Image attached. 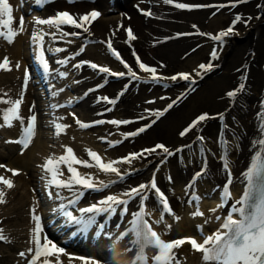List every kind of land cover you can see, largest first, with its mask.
I'll list each match as a JSON object with an SVG mask.
<instances>
[{"label":"bare ground","instance_id":"bare-ground-1","mask_svg":"<svg viewBox=\"0 0 264 264\" xmlns=\"http://www.w3.org/2000/svg\"><path fill=\"white\" fill-rule=\"evenodd\" d=\"M128 1L123 0L120 5L115 4L113 6V8L119 9L116 15H109L108 0H93L92 3H85L82 0H75L74 3H68L67 0L63 2L53 0V2L41 7L44 12L43 19L63 11L79 16L95 10L104 15V17L91 24L89 33H83L80 29L64 26V31L81 33L77 40L71 37L61 39L59 34L53 40L50 35H45L47 36L44 40L45 56L47 54L51 55L49 61L69 58L68 53H70L71 49L80 48V45L89 43V46L85 47L86 49L84 48V52L77 57L80 62L78 60L75 62H92L99 66L108 67L113 72L127 73V69L107 49L106 42L111 40L113 48L133 68L140 79L134 80L125 75L124 77H119L118 81L113 84L106 79V74L94 71L88 64H84L81 68L71 69L70 71L76 77L71 81L76 80L77 83L74 85L75 82H73L71 84L72 93L66 94L65 97L62 96L61 101L58 100L57 103L63 104L62 101L66 103L72 102L75 95L78 98L84 95V99L78 106V119L81 122L92 124L96 121L116 119L128 120L131 123L115 128L109 123L100 124L98 127L83 133H80V131L84 130L76 125V132L77 134L80 133L77 136L72 134L75 126H69L66 132L61 134V136L58 135L57 138L54 136V134L56 135L54 125L57 123L55 119L51 118L49 122H44L45 125H42L43 121L40 122L39 118L44 115L42 112L43 105L39 104L37 96L34 95L32 90L33 79L30 81L24 93V102L21 105L20 114L25 118L26 123L27 118L32 114L29 112V108L32 107L33 113L37 117L36 131H38L28 149L21 152L17 151L20 149V145L16 143H3L0 145V165L6 166L7 163L19 172V175L13 176L11 171L0 168V176L11 179L14 185L11 189L0 185V190L5 192V202L0 203V229H3V235L6 237L3 240L4 242H7V236L11 239L12 236L13 238L19 236L20 241L28 243L31 234L29 227L34 226L31 221L30 211L33 206L36 207L37 213L41 216L43 226L44 221L48 220L50 209L53 212L57 208L60 209L58 200H53L50 207H46L43 201V205L40 203L41 206L39 207L37 194H34L37 190L35 181L38 175L43 177L44 188L46 187V190L50 191L53 198H56L55 193L57 191L60 192L61 197L68 199L65 200L64 205H68V201L73 198L72 194L67 193L69 192L67 189L49 188L46 182L47 175L39 165L40 162L43 165L50 157L58 158L59 156L56 155L59 154V151L60 154L62 153V146H64L63 148L71 147L75 150L77 157L82 160L88 159L86 150L90 149L97 152L105 162L127 157L130 153H139L141 150L152 148L157 144L165 145L174 153L176 149H183L171 157H165L158 150L159 154L154 153L151 156H147L146 159H153L156 162L144 170L137 171L146 160L143 157L132 161L131 164L116 165V167L120 168L122 174H125L123 180L119 179L115 174L98 172L95 168H89V170L78 169L81 174L90 173L96 181H104L110 184L109 188L102 191H84L83 196L79 200L78 209L95 204L108 195L119 196L125 190L142 183L147 184L151 181L155 172L158 187L169 199L175 214L181 218L177 223L174 218L167 220L168 216L165 217L166 223L172 225L171 231L167 235H162V238L166 241L179 237H195L199 242H202L198 226H202L203 236L214 233L216 229L209 222L210 213L213 214V219L216 216L221 217L222 224L229 213L231 205L241 198L245 187L243 173L248 170L257 150L254 147V141L259 139L258 125L260 121L257 118V114L264 111V109H261V102H264V0H247L245 3H240L239 0H174V3L210 6L193 8L192 10L177 9L172 4L164 3V0H132L135 3L127 5ZM221 5L223 7H218ZM232 5H235V7ZM147 11H150L152 15H141V12ZM120 12L121 14H119ZM237 15H240L243 20L236 25L235 29L241 27L242 24L249 23L246 45L240 47L234 45V30V34L224 39L223 45H228V47L221 51L220 44L211 39V37L220 31L226 30ZM249 17H251L250 20L248 19ZM14 20L18 22L16 18ZM30 22V20L25 21V30L26 23L30 24ZM43 28L42 32L44 33L55 31V29H49L47 26ZM127 28H131L137 37L136 40L130 42L131 46L126 43L127 34L125 29ZM197 33H206L208 35ZM58 40L62 44L55 42ZM23 41L22 38L18 37L14 41L15 43L10 52L6 51L4 56L9 61L14 62L12 60V55H14L21 66L26 69L29 63L27 60L30 57ZM0 43L5 44L6 42L5 40H0ZM55 48H63L65 51L57 53L54 51ZM214 49L217 50L218 58L216 59H212L210 55ZM133 51L139 56L141 62L156 68L158 76H167L168 82L174 84L173 87L169 90H160L159 87L155 86L150 80V73L140 72L135 62ZM0 61L4 60L1 59ZM210 61L214 65L212 70L218 69L216 78L203 81L200 86L194 84L190 87L189 84L179 78L176 81L168 79L174 75L178 76L181 73H187L192 80H200L201 76L196 75L197 72L202 71L199 65L208 64ZM50 70H56L55 76H59V79L61 78L59 73L63 71H58L56 65L52 64ZM208 72H204L203 77ZM243 77H247L246 80H243L246 85L245 91L237 97L234 103H231L226 94L237 89ZM62 78L65 80L67 76ZM7 79V76L0 74V83L3 80L8 81ZM34 79L39 81L38 84H43V81L38 77H34ZM98 85H103V87L102 90L97 92L95 89ZM125 86H127L126 91L119 97L117 104L111 107V111H106L109 107L99 98H116L117 94L125 89ZM14 88L9 86V91H3L0 96L13 101L18 99L21 90L19 92L15 91L17 97L14 98V92H12ZM5 93H7L6 96L4 95ZM180 97L182 98L178 99ZM50 98L48 96V99ZM148 101H154V103H148ZM173 101L177 102L173 104L172 108L164 112L163 116L157 119L155 115H152V113L157 111H163ZM8 106V104L0 103V111L8 108ZM204 113L212 117L223 113L225 116L223 122L227 125V128H220L221 120L209 119L202 122L198 126V130L194 129L186 136L181 137L180 133L199 115ZM54 115V113H51L50 117ZM141 117L145 118L141 119ZM229 119H233V123ZM47 123L50 126H47ZM235 123H237V126L233 125ZM0 124H3L2 119H0ZM146 125L150 126L143 133L135 136L133 142L123 138L122 134L135 132ZM48 127H51V133L48 131L44 133L43 130L49 129ZM230 127L234 128V131ZM38 128L42 129L39 130ZM113 129L118 132V135H115ZM7 131V136L10 137V140L20 139V123L17 126L14 124L13 128H8ZM109 135H112V137L109 138ZM197 136L205 138L203 144L197 141ZM106 139L108 143L115 144L116 141L121 140L123 142L115 144L114 147H108L109 144L102 145L101 149L98 141ZM225 140L227 141L228 163L230 165L229 171L232 174V183L230 185V204L224 210H221L217 208V205L219 204L218 198L222 196L223 186L226 183V173L222 168L221 160L223 154L221 142ZM186 145L189 147H184ZM96 146L98 148H95ZM201 148H204L205 151L201 152ZM79 149L80 153L78 152ZM162 160L166 162L161 163ZM205 160L207 162L206 174L198 180L195 189L188 188L194 175L201 171L202 161ZM158 167L159 170L156 171ZM6 168L9 169L7 166ZM66 176L65 170V177L62 178H66ZM169 177H171V181ZM201 183H204L203 194L206 195L208 191V195L213 193L217 205L213 204L211 209L208 208L209 212L200 209L204 213L203 217L186 216L184 214L194 212L186 211V205L191 200V194L199 193V185ZM17 187H19L18 191ZM144 207L146 214L148 213L152 217V219H148L149 223L159 219L161 213L154 195L149 194V199L144 202ZM139 211V198L129 202L127 213L122 214L120 209H117L115 214L123 216L122 224L120 223L121 228H118L117 234L113 232L116 227L113 224L112 226L110 225L109 219H107L105 226L100 230L95 228L86 229L95 238L94 240L89 237L84 239L87 244L91 242L90 250L93 251V246L99 248L100 244L105 243L103 236L100 237L103 230L112 232V240L115 242V246L110 244L109 251L111 249L112 251L107 252L106 255L110 259L116 258L118 261L120 259V262H123L122 264L132 262L136 251L133 244L135 236L134 234H123L131 227L132 214ZM101 215L105 216V214ZM206 218L208 220L207 223H205ZM95 222L97 221L95 220ZM116 222L119 225V220ZM153 227L158 233H163V224H154ZM77 231L79 232L80 230L78 229ZM10 232L12 236L9 235ZM77 239L82 244L84 243L82 239ZM84 245L83 247H85ZM102 251L103 249L100 252ZM12 252V257L0 252L3 264H13L12 258L21 261V264H27L28 259L31 258L30 256L20 257L15 248L8 251V253ZM146 253L149 257L153 255L150 248L146 249ZM178 253L182 264H201L200 254L192 252L188 245H184L183 248L178 250ZM69 257H73V259H69ZM74 257L76 256L63 255L61 256V262L62 264H82L80 260L74 259ZM50 259L55 261V257Z\"/></svg>","mask_w":264,"mask_h":264},{"label":"snow or ice","instance_id":"snow-or-ice-1","mask_svg":"<svg viewBox=\"0 0 264 264\" xmlns=\"http://www.w3.org/2000/svg\"><path fill=\"white\" fill-rule=\"evenodd\" d=\"M53 2V0H36V3L43 7L44 5ZM68 3H74L75 0H67ZM240 3H245L247 0H239ZM166 4H172L177 9H187L192 10L193 8L198 7H210L209 5H187L184 3H174V0H164ZM235 7V5H232ZM218 7H223L218 6ZM146 16H151L150 11L143 12ZM101 15L98 11H91L83 15L74 16L67 11L57 12L53 16L46 19H36L35 23L41 26H47L49 29H55L51 33H41L37 31L33 37L32 41L34 44L38 43L39 53H38V62L41 65L45 73L49 72V62L45 58V48L44 40L45 35H50L53 40L56 39L57 34L60 38L65 37H78L81 33L77 31L67 32L64 31V26L73 27L75 29L82 30L83 33L90 32L91 24L99 18ZM249 20L251 17L248 18ZM243 18L240 15L235 16L234 20L231 22L229 27L226 30L220 31L218 34L211 37L218 44L222 45L224 39L234 34L235 27L238 23H241ZM15 23L13 17V7L10 5L9 0H0V38L6 40L9 44H12L15 38L21 34L25 29V20L22 16L19 21V26L13 28L12 25ZM122 27V26H121ZM195 27V26H193ZM6 30V31H5ZM127 34L126 43H129L131 46V41L137 39L133 30L131 28L125 29ZM201 35H208L206 33H197ZM186 35V34H178ZM71 42V41H68ZM107 49L111 55L118 60L125 69V72H113L108 67L99 66L96 63L92 62H81L75 64V68H81L84 64H88L94 71L98 70L101 74H106V79L108 76L111 77H128L139 80L140 77L133 70V68L125 62L120 56L119 52L116 51L112 46V41L108 40ZM55 52L60 53L65 51L63 48H55ZM84 48L82 47L76 55H79L80 52H83ZM212 59L218 58L217 50L214 49L210 54ZM133 56L136 59V63L139 69L145 73H150V80L159 83L164 77L157 75V69L150 67L143 62H141L139 56L136 55L133 51ZM74 57L65 58L62 60H57V63L65 66L69 63L70 59ZM10 61L5 57L3 62H0V70L10 71L9 68ZM19 68V64L16 65ZM214 65L211 61L208 64H200L199 68L201 72H197L196 75L203 78V73L211 71ZM61 77H66V72H60ZM182 79L184 81H189L190 84H195V80H192L190 75L187 73H181L178 76L174 75L168 79L176 81L177 79ZM29 73L25 70L23 77V86L20 92V96L16 100L4 99L3 96H0V103L10 105L8 108L0 111V119L3 120V124H0V127H12L13 121H19L21 125V136L20 139L15 141H8V143H16L21 146L22 149L26 150L30 146L36 134L37 127V117L33 113V108H29V112L32 113L25 123V118L21 116V105L24 102V93L27 89L29 83ZM247 77H243L242 82L238 85L237 89L229 91L226 95L229 98L231 103H234L237 97L240 94H243L246 88L243 80H246ZM103 87V85H98ZM127 86L124 90H121L117 94L116 98L109 97H100L99 100L105 102L109 105H116L120 96L124 94ZM63 91V89H61ZM5 96L7 93L4 94ZM182 97L178 98L181 99ZM163 99V97H161ZM177 101H173L172 104H169L166 109L163 111H157L152 113L157 119L160 116L164 115L168 109L172 108L173 104ZM71 101L69 102V104ZM148 103H154V101H148ZM62 107V106H61ZM261 109H264V102H261ZM112 109H106V111H111ZM76 119V124L81 129L89 128L90 124L81 122L79 119ZM145 117H141L143 119ZM257 118L260 123L258 125L259 139L254 141V147L257 149L255 155L252 158L250 166L246 172L243 173L245 180V187L242 193V196L239 200H236L229 210L228 215L224 218L223 223L220 225V228L214 233L203 236L202 226H198V231L201 235L202 242H199L195 237H179L170 241H166L162 238V235H167L171 229L172 225L167 224L165 217L171 216L178 223L181 219L178 215L175 214L172 209L169 199L165 193L158 187L155 172L151 181L147 184H140L136 187H132L128 190L123 191L120 195H108L105 198L99 200L97 203L92 204L88 207L79 208V216L73 214L72 211L67 210L69 206L75 207L81 197L84 194V191H102L110 187V184L105 183L104 181H96L94 177L89 174H81L78 170V167L83 168H95L98 172L104 174H115L119 179L123 180L124 175L122 174L120 168L116 167L119 164H131L132 161L140 159L141 157L147 158L152 154L163 153L165 157H171L176 153L181 152L183 149H176L174 153L168 147L163 144H157L152 148H145L139 153H130L127 157H123L117 160H110L105 162L103 158L95 151L86 150L88 159L82 160L77 157L74 150L71 147H65L64 154L58 158H48L43 165H41L43 172L47 175V186L49 188L55 189H67L72 193L73 198L68 201V205L61 204L60 211L66 217V219L77 226L82 230H86L90 225L95 223L94 217L96 215L107 214L113 215L116 213L117 209H120L121 213H127L128 204L130 201L139 198L140 202V211L133 213V219L131 220V227L123 235L134 234L135 239L133 244L135 245V255L132 261V264H182V261L179 257L178 250L183 248L184 245L190 246V250L194 253H199L201 258V264H264V111H261L257 114ZM60 119H63L62 117ZM209 119H219L223 121L225 116L223 113L217 114L216 117L209 116V114L204 113L199 115L187 128H185L181 133V137L186 136L189 132L194 129L198 130V126L202 122ZM94 123H109L114 126L119 127L120 125H126L131 123L128 120H109V121H96ZM155 123V121H153ZM139 128L135 132L124 133L123 138L128 139L129 137H134L143 133L146 128ZM56 135L64 134L69 125L62 123H56L54 125ZM227 128V125H224ZM197 141L201 144L204 142L203 136H197ZM123 141H116L115 144L122 143ZM115 144H110V147H114ZM223 154L221 156L222 168L226 173V183L223 189V194L221 196V202L217 205V208H223L227 202L231 199V189L230 185L232 183V174L229 171L230 165L228 163V148L227 141L221 142ZM189 147V146H184ZM201 152H204L205 149L201 148ZM23 154V153H21ZM147 154V155H146ZM166 161L162 160L161 163ZM202 169L200 172L196 173L193 177L192 182L188 185V188L195 189L196 184L200 178H202L207 171V162L202 161ZM0 168H5L6 171H11L13 176L19 175L18 170L7 169L5 165H0ZM65 170L67 173L65 177ZM159 170V167L156 171ZM171 181V177H169ZM0 185L6 186V188L11 189L14 187L11 179H7L4 176H0ZM51 195V193H49ZM149 194H152L156 197V202L159 205L160 217L158 220L153 223H149L145 217L144 211V202L149 199ZM57 198L63 199L60 192L55 193ZM5 192L0 190V203L5 202ZM201 197L198 194H193L192 200L190 203H194L195 211L191 214L193 217H203L204 213L199 210V202ZM31 221L33 222V228L31 229L30 239L28 243L31 245L27 253L20 252V257L30 256L27 264H62L61 256L66 255L65 250L52 240H50L47 235L44 233V228L42 225V218L37 213L35 206L31 208ZM215 211V210H213ZM217 221L221 220V217L216 216ZM207 218L205 223H207ZM154 224H163L164 229L163 233H158L154 230ZM102 227V226H101ZM6 237L3 235V229H0V241L5 240ZM151 249L153 255L149 257L146 253V249ZM55 257V261L50 259ZM73 259V257H69ZM82 262V264H101V261H98L95 258H84V257H74Z\"/></svg>","mask_w":264,"mask_h":264},{"label":"rangeland","instance_id":"rangeland-1","mask_svg":"<svg viewBox=\"0 0 264 264\" xmlns=\"http://www.w3.org/2000/svg\"><path fill=\"white\" fill-rule=\"evenodd\" d=\"M12 3H11V6L13 7V17L14 18H16V17H20V10H19V6L21 5V3H18V0H10ZM131 2H132V0H129L128 2H127V5H130L131 4ZM256 4H258V3H256ZM112 10H116V11H119V9L117 8V9H112ZM112 10H108V12L110 13V11H112ZM135 11H137L138 12V10L137 9H135ZM259 15H261L260 13H258ZM110 15V14H109ZM142 15L143 16H145L144 14H143V12H142ZM43 17V13H37V14H35L34 16H33V18L31 17H28V18H24V20L26 21V20H30L31 22H30V24L26 27L27 28V31H23L21 34H19L18 36H19V38H22L23 40H24V38H25V40L27 39L28 40V42L30 43V48H31V44H33V42H32V37H33V35L34 34H32V32L34 33V30L35 29H38L37 28V26H39L38 24H36L35 23V20L36 19H41ZM102 17H104V15H102L100 18H102ZM99 18V19H100ZM253 20V19H252ZM248 25H249V23H245V24H242L241 25V27H239V28H237V29H235V35H234V45H236V46H238V47H240V46H243V45H246V41H247V34H248V32H249V30H248ZM19 26V23H17V24H15L14 25V28H17ZM75 38V37H74ZM16 40V39H15ZM75 40H77V39H75ZM15 43V42H14ZM14 43H12V44H14ZM228 47V45H220V49H221V51H224V49H226ZM11 48H12V45H9V46H7V48H3V46H1L0 47V59H2L3 57H6V56H4V53L6 52V51H9L10 52V50H11ZM12 60L14 61V62H12V61H10V64H9V68L11 69L10 71H3L2 72V75H5V76H7L8 77V81H5V80H3L1 83H0V94L1 93H3V91H9V86H13V87H15L14 88V90L12 91V92H14V98H16L17 96H16V94H15V91H18L19 92V90H20V83H21V81H22V79H23V76H22V72H21V70L23 71V67L21 66V64L18 62V59H16L15 57H14V55H12ZM17 64H19V68H17L16 67V65ZM15 71V72H14ZM218 71V69H214V70H211L210 72H208L207 74H206V76H204L203 78H201L200 80H197L196 82H195V84H198V86H200V84L203 82V81H206V80H208V79H214V78H216V72ZM110 78V82H112L113 84H115V82L116 81H118V78H115L114 79V77H109ZM164 78L165 79H162L159 83H157V82H154V81H151V82H153L154 84H155V86H157V87H159V89L161 90H169V89H171L172 87H173V85L174 84H171L170 82H168V80H167V76H164ZM4 79H5V77H4ZM183 82H185V83H187V84H189V85H194V84H190V82L189 81H183ZM51 83H54V82H51ZM51 92H52V94H53V92L54 91H52L51 90ZM41 94H43V92H41ZM10 106V105H9ZM8 106V107H9ZM65 106H68V105H65ZM69 107V106H68ZM66 108V107H65ZM66 109H69V108H66ZM72 112H74V115H77L78 113H76V112H78V110H75L74 111V108H73V110H72ZM68 117V116H67ZM67 117H65V119L63 120V122H65L66 121V123H68L69 125H71L73 122L71 121V118H67ZM68 120V121H67ZM230 120V119H229ZM232 120L233 119H231L230 121L232 122ZM27 121V120H26ZM19 122V121H18ZM233 123V122H232ZM14 121H13V126H14ZM224 125H225V123L223 122V121H221L220 122V124H219V126H220V128H224ZM233 125H235V126H237V123H235V124H233ZM12 126V127H13ZM12 127H9V128H12ZM231 128V130L232 131H234L233 129L234 128H232V127H230ZM231 131V132H232ZM113 132H115V130L113 129ZM230 132V133H231ZM8 135V132L6 131V128L4 127V128H1L0 127V142L1 141H3L4 139H6L7 138V140H9L10 139V137L9 136H7ZM115 135H118V132H115ZM7 136V137H6ZM90 137H92V135H90ZM109 138H111L112 137V135H109L108 136ZM71 138V137H70ZM72 139V138H71ZM108 140L106 139V140H104V141H98L99 142V146H100V148L102 149V145H106V142H107ZM103 142V143H102ZM130 142H133V139H131V141ZM105 143V144H104ZM64 146H62V149H63V151H64V148H63ZM95 148H98V146H96ZM60 149V148H59ZM106 150V149H105ZM78 152L80 153V149L78 150ZM104 152V151H103ZM103 152H100V153H103ZM63 153V152H62ZM61 153V154H62ZM59 155H60V151H59ZM156 161L155 160H153V159H146L145 161H144V164L143 165H140V167L141 168H139V169H137V171H139V170H144L145 168H147V167H150V166H152L154 163H155ZM121 165H125V164H121ZM137 167H139V166H137ZM16 187V186H15ZM199 188H201V189H203V183H201L200 185H199ZM19 190V187H17V191ZM21 193V192H20ZM209 203H207V205H208ZM191 208V207H190ZM192 209V208H191ZM199 209H200V207H199ZM216 225V224H215ZM11 233V232H10ZM24 248H25V250L27 251L28 250V248L27 247H25L24 246ZM9 250H12V246H8V247H1L0 248V252L2 251V252H6L5 253V255H10L11 257H12V255H13V252L12 253H8V251ZM17 250H18V247H17ZM12 262H13V258H12ZM0 264H3V261L1 260V258H0Z\"/></svg>","mask_w":264,"mask_h":264}]
</instances>
